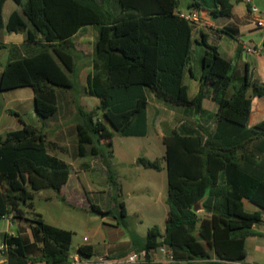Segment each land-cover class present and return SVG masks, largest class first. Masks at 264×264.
Returning a JSON list of instances; mask_svg holds the SVG:
<instances>
[{
	"label": "trees",
	"instance_id": "obj_1",
	"mask_svg": "<svg viewBox=\"0 0 264 264\" xmlns=\"http://www.w3.org/2000/svg\"><path fill=\"white\" fill-rule=\"evenodd\" d=\"M7 1L0 0V29L25 33L29 49L25 56L14 55L16 48L11 52L13 58L0 75V91L31 88L41 120L57 114L58 89H73L74 36L86 27L97 28L94 74L88 77L86 93L100 100L97 110L103 120L95 121V111L79 108L83 121L76 127V157L106 158L102 146L108 147L111 157L116 133L146 136L145 89L160 101L197 111L207 96L212 98L218 106L214 134L184 136L175 131L164 139L162 159L139 158L142 167L167 170L168 216L164 232L155 226L140 242L136 237L132 240L138 251L146 252V262L139 264H155L152 256L164 246L170 249L174 264L203 261L209 254L194 234L204 222L201 233L210 246L209 225L217 229L212 248L221 259H245L243 248L235 255V243L254 236V227L264 222V121L249 127L252 101L264 98V83L250 76L249 65L242 83L230 94L233 64L203 37L199 41L205 48L201 88L190 99L183 79L190 63L193 28L176 13L181 0H13L21 13L13 12L5 23ZM188 6L218 19L233 16L230 0H191ZM46 142L42 130L24 122L22 129L0 135V221L13 215V220L28 225L34 239L6 235L8 264L71 263L74 233L47 224L34 211L35 194L45 189L60 193L71 171L70 164L48 152ZM110 181L121 192L112 176ZM206 196L203 212L213 217L211 222L201 220L202 212L193 209ZM245 200L258 210L249 212ZM119 207L126 218L125 203L120 201ZM92 209L104 217L113 214L94 204ZM77 253L88 260L94 249L81 245Z\"/></svg>",
	"mask_w": 264,
	"mask_h": 264
},
{
	"label": "crops",
	"instance_id": "obj_2",
	"mask_svg": "<svg viewBox=\"0 0 264 264\" xmlns=\"http://www.w3.org/2000/svg\"><path fill=\"white\" fill-rule=\"evenodd\" d=\"M9 4H14V5H9ZM8 8H11L10 12H7ZM15 11H18L19 13H21V8L13 0H8L5 3V6L3 9L5 23L9 21L11 14ZM192 12H197L199 14L200 19L197 22H191V25L193 28V34H192L193 43H192L191 51H190V63L185 68L184 79H183L184 84L186 85L188 89V96L190 99L195 98L199 94V91L201 88L200 77L203 71L202 57L204 55L205 48L199 44V41H201L203 37L207 39V42L209 44L214 45L219 49V52L222 55V57L232 62L233 64L235 81H234L233 87L229 91L230 94L233 93L234 87H237L242 83L245 77V74H246L247 64L249 65L248 68H249L250 76L254 80H258L261 83H264V33L262 30L257 29L255 32H252L253 29L248 28L250 25H247L248 23L246 24L245 19L243 20L242 18L234 17V8H233V16L226 20H222V18H219V19L215 18L207 11H202V10L197 11L192 8H190V10L188 11H184L180 9L179 7V9L176 11V13H182V14H190ZM248 19H249L248 22H251V18H248ZM254 28H256L255 25H254ZM247 31L252 36L259 35V39L257 42H254L252 40V43H253L252 46H246L245 44L241 43L239 40L236 39V37L245 35ZM230 36L233 37L234 39L231 38ZM97 38H98L97 28L93 26H89V27L82 29L78 34L74 36L73 39H74L75 45H76V42H78L80 47L82 48L87 45H90L92 40H93V44L95 45ZM0 44L5 47L3 48L5 52H8V53L10 52L9 53L10 55H13L11 52L16 48L17 49L16 52H18L20 56H25L27 53V50L29 49L28 48L29 44L26 43L25 33L8 32L6 29H0ZM246 47L261 48L262 52L260 55H253V54L249 55L253 58L251 61H249L248 59L244 60L242 57V53L246 49ZM16 54L14 53V55ZM76 54H77L76 55L77 61H78V58L80 57L84 59H90L87 53L83 52L82 49L81 51H79V48L77 46H76ZM94 60H95V49H94V57L92 58V64L87 69L86 86L84 90L85 92L87 91V87H88V77L94 74V66H93ZM79 68L80 67L78 66V62H77L75 74H78V76L82 70L81 68L80 69ZM3 69L4 68H1L0 75ZM28 89L29 91H23V90H28ZM207 89L210 90L211 87L207 86ZM11 91L16 93L15 99L19 98L18 102L20 103V105L22 106L24 104L30 105V112H32L34 118H37L38 116L36 114V109H35V95H34L33 90L31 88H18V89L9 90V92ZM145 95L148 101V107L146 110L147 134L146 136L127 137L129 138V140L136 141L137 144L135 145V148L130 147L131 150L133 149L132 150L133 154L131 158H129V155L126 153L127 152L126 149L124 148L121 149L123 150V153H125L128 156V159H125L123 157V164L136 166L139 169L140 165L138 163V160L141 157L147 158L150 160H155L158 158L162 159L166 154V145L164 143V139L170 136L175 131L179 132L180 134L184 136H206L207 137L208 134L215 133V130H216L215 117L218 111V106L212 100L210 96H207L203 100L201 109L197 111L193 107H177V106L168 104L166 102L160 101L148 89H145ZM99 104H100V100H99ZM99 104H96V103L94 104V106H96V110H93L92 108L90 111H86V110L85 111L86 112L95 111L97 115L99 111L97 110V107L99 106ZM4 112L5 110H2V117L3 115H5ZM99 112L102 114L101 111ZM11 114L16 115L17 118H19L18 119L19 122L18 123H15V122L5 123L2 128L1 122L3 121L2 119H0V135H5L8 132L22 129L23 122L26 123L22 116L25 114V112L22 114L20 110H16L15 108L11 111ZM96 115L94 117L95 121L103 120V119L102 120L96 119ZM263 121H264V98H254L252 101V111H251V116H250V121H249V127H254ZM61 134H65V132L63 131L61 132ZM63 138H64V135H60L59 137L57 135V141ZM114 138L115 136L111 140L112 142L111 149L113 151V154L111 157H109L112 160L122 155V153H119L116 148ZM46 144H47L48 152L57 158L59 157L56 154H53V152H57L59 150H62V152L64 151V148H62V146L54 142L49 143L48 139H47ZM89 155L90 154H88L87 156ZM96 157H99V156H96ZM59 159H62V158H59ZM98 162L100 165V159L99 161H95L93 166L87 163H81L77 166H74L73 164H70L67 162L71 166L70 176H69L68 182L66 183V185L63 186L59 194L65 199V201L69 205H74L76 207H89V205L91 206L89 195H92V193H94L95 191L92 190L93 188L91 187H88L87 188L88 190L82 187L83 180L81 177L85 174L86 171L94 170L95 165H97ZM109 166L111 165L109 164ZM155 172L157 174L154 177V179L156 180V184L159 185L161 191H163L165 185L166 184L168 185V172L165 168L162 171H155ZM113 178L115 179V181L121 188V193H122L123 188L120 186L118 178H116L115 176ZM76 182H78L79 185H75ZM80 187L84 189L85 195H81L80 190H79ZM48 199H51V197H49ZM124 203H125L126 215L128 217L130 215V209H129L128 203L126 202ZM248 203L250 202L247 200L244 201L246 209L248 207L247 205ZM253 206L250 208L249 212H255L258 210V208L255 205ZM104 211H107V210H104ZM120 215H121V208H120ZM200 216H201V220L209 221V222H211L213 218L211 215H207L204 212L200 213ZM28 217L31 218V214H28ZM12 218H13V215H10L9 218L2 219V220L7 221V231L5 232L3 236L2 245H4L6 235L14 236V237L25 235L29 238L30 242H34L33 236L31 234V231L28 225L24 222H17L13 220ZM44 221L46 222L45 219ZM46 223L49 224L48 222ZM51 226H54V225H51ZM201 226L202 228L204 227V222L199 224L200 228L194 234V237L197 238V240L206 248V251L208 252L213 247L212 246L213 243L216 241L214 232L217 231V229L214 228L211 224L209 225V227L211 228L210 237H211V242H212V245L210 246L207 239L201 233V230H202ZM54 227L59 228L58 226H54ZM161 230L164 232L165 229H161ZM253 230L255 233L254 236L249 237L248 239L243 240V241H237V243H235L238 246V249H236V252H234L235 255L241 250V248H243L246 253V257H245L246 259L249 256V248H251L252 251H255L256 248L264 249V222L260 225H256ZM88 245H91L94 249L93 257L95 258V260H98V259L117 260V259L126 257L127 255H130L133 252H138L137 250L138 247L133 243L132 238H124V239L116 241L114 244H106L103 250L99 252H95V248H94L95 246L93 244H88ZM72 251H73V248H72ZM0 252L3 256L2 258H0V264H8L9 261H8L7 255L3 253L1 250ZM77 255L78 253L76 250L73 252L71 256V262H74L73 258ZM152 261L155 264H174V263H170V250L168 251V254H164V257L162 256L160 257V259L155 258V256L153 255Z\"/></svg>",
	"mask_w": 264,
	"mask_h": 264
},
{
	"label": "rangeland",
	"instance_id": "obj_3",
	"mask_svg": "<svg viewBox=\"0 0 264 264\" xmlns=\"http://www.w3.org/2000/svg\"><path fill=\"white\" fill-rule=\"evenodd\" d=\"M230 1L234 7L235 18L239 17L243 20L245 19L246 24L248 23L247 25H250L248 28L253 29L252 32L259 29L253 22V17L250 13V5H248L245 0ZM190 2L191 0H181L180 9L184 11L190 10L188 6ZM113 4L115 7H118L117 2H113ZM253 6L259 9L264 18V0H253ZM10 9L11 8H8L7 12H10ZM248 18H251V22H248ZM226 19L229 18H222V20ZM254 25L256 28H254ZM236 39L246 46H252V40L257 42L259 35L252 36L247 31L245 35L236 37ZM76 46L79 48V51L82 49L83 52L87 53L90 59L78 58V66L82 70L79 76L78 74L72 76L73 89L57 90L59 94V110L55 116L47 120H41L39 117L34 118L32 112H30L29 104H24L22 106L18 102L19 98L15 99V92L3 91L0 92V119L3 121L1 122L2 128L4 124L8 122L18 123L19 118L11 114V111L16 108V110H20L22 114L25 112L22 116L27 124L37 127L47 134L49 143L54 142L64 148L63 152L62 150L53 152V154H56L59 158H62L74 166L81 163H87L93 166L95 161H99L100 159V165L98 162L94 170L86 171L81 177L83 180L82 187L86 190H88V187H91L93 188L92 190L95 191L92 195H89L91 206L76 207L74 205H69L58 192L52 189H45L37 192L34 200L35 211L42 214L46 222L74 233L72 243L73 252L84 244H93L95 246V252H99L103 250L106 244H114L116 241L124 238L136 237L135 239L140 242L147 237L148 231L155 226L160 229H165L168 216V185L166 184L164 190L161 191L154 179L155 175H157L155 170L142 166L138 169L136 166L123 164V157L128 159V156L123 153L121 149H126V153L129 155V158H131L133 149L131 150L130 147L135 148L137 142L129 140V138L118 133L115 134L114 138L118 152L122 153L118 158L112 160L108 157L107 146L101 147L106 158L93 155L84 158L74 156L78 146L76 126L83 121V117L79 113V108L83 107L86 111H90L92 108L96 110L94 104H99V99L97 97L89 96L85 94L86 92L84 91L87 69L92 64L95 45L92 40L91 44L85 47L81 48L78 42H76ZM247 48L248 47H246V49ZM246 49L243 51L242 57L244 60L248 59L251 61L253 58L246 54ZM14 52L15 54L18 53L16 51ZM9 53L5 52L4 49H0V70L13 58V55ZM16 55L20 56L19 53ZM23 91H29V89ZM2 110H5V115H3L4 118L2 117ZM96 119H103L99 111L96 115ZM63 131L65 134H61ZM57 135L58 137L64 135V138L57 141ZM108 162L111 166L107 165ZM110 176L118 178L120 186L123 188L122 193L117 191L112 185ZM75 185H79L78 182H76ZM82 187L79 188L80 193L81 195H85ZM49 197H51V199H48ZM120 201L128 203L130 215L126 218H122L120 215ZM93 204L101 206L100 208L103 211L111 210L113 214L104 217L101 213H97L92 209ZM247 205V210L250 211L253 205L250 203ZM6 231L7 221L2 220L0 221V248ZM169 250L170 249L166 246L161 247L155 251L154 256L160 259V257H164V254H167ZM208 252L209 255L207 260L182 262L178 264H264L263 248H256L255 251L249 248L248 258L240 262L221 259L212 248ZM2 257L0 252V258ZM88 260L95 261V258L92 257ZM72 263L73 262H71V264Z\"/></svg>",
	"mask_w": 264,
	"mask_h": 264
},
{
	"label": "built area",
	"instance_id": "obj_4",
	"mask_svg": "<svg viewBox=\"0 0 264 264\" xmlns=\"http://www.w3.org/2000/svg\"><path fill=\"white\" fill-rule=\"evenodd\" d=\"M248 5H250V13L253 17V22L254 24L263 31L264 33V18L261 15V12L259 9L255 6H253V0H245ZM181 18L189 21V22H197L199 21L200 17L197 12H192L190 14H182V13H177ZM262 52L261 48H253L249 47L246 49V53L248 55H260ZM9 216H5V218H9ZM7 249V246L4 244L1 246L0 250L4 253V251ZM168 254V252H167ZM74 264H139V263H145L146 262V252L145 251H138V252H133L130 255H127L126 257L117 259V260H105V259H98L95 261L91 260H82L79 255L75 256L73 258ZM170 263H175L171 252H170Z\"/></svg>",
	"mask_w": 264,
	"mask_h": 264
},
{
	"label": "water",
	"instance_id": "obj_5",
	"mask_svg": "<svg viewBox=\"0 0 264 264\" xmlns=\"http://www.w3.org/2000/svg\"><path fill=\"white\" fill-rule=\"evenodd\" d=\"M207 198V196L204 198V199H202V200H200V201H198L195 205H194V207H193V209H194V211H196L197 213H200V212H203L204 211V206H203V202H204V200Z\"/></svg>",
	"mask_w": 264,
	"mask_h": 264
}]
</instances>
